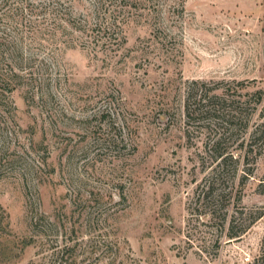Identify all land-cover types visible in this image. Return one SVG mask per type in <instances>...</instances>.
<instances>
[{
    "label": "rangeland",
    "instance_id": "obj_1",
    "mask_svg": "<svg viewBox=\"0 0 264 264\" xmlns=\"http://www.w3.org/2000/svg\"><path fill=\"white\" fill-rule=\"evenodd\" d=\"M258 89L264 0H0V264H264Z\"/></svg>",
    "mask_w": 264,
    "mask_h": 264
},
{
    "label": "trees",
    "instance_id": "obj_2",
    "mask_svg": "<svg viewBox=\"0 0 264 264\" xmlns=\"http://www.w3.org/2000/svg\"><path fill=\"white\" fill-rule=\"evenodd\" d=\"M232 96V95H231ZM253 98H254V104H253V108L254 109L256 107L257 104L260 103V101L262 100L263 96H264V91L262 89H258L256 92H255V95H253ZM211 100L212 99H219V100H222V104L226 103V101L230 102V104L232 105V107H230V112H228L229 114H231V117L233 116L234 118H237V119H242L243 116H244V119L245 117L248 115L247 113L245 114V101H242L240 100L239 98H235L234 96H232L231 98H218V95L216 94H213L212 96L209 97ZM246 103H249L246 101ZM185 109H186V113H187V116H189L190 114V104L188 102V98L186 99V104H185ZM223 107L220 105V102L217 101L215 103H211L208 105V107L205 109V112L204 113H208V117L210 119H218L220 116H219V113L221 111H223ZM207 117V116H206ZM234 124V123H233ZM249 146L251 147L252 146V142L250 141L249 142ZM250 151V149H248ZM207 191L209 193V195H205L204 198L205 200L210 198L209 196H212L214 199H215V202L213 204V200L210 204L214 205L217 207V203H218V197H216L217 195H215L216 193L213 192L212 189H210L209 187H207ZM204 194H207V193H204ZM233 222H234V217H232L229 221V230L227 231V236L229 238H233V237H237V236H240L242 234V230L241 231H235L233 229Z\"/></svg>",
    "mask_w": 264,
    "mask_h": 264
}]
</instances>
